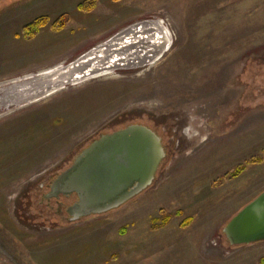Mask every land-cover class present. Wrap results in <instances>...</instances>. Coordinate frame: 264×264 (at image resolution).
<instances>
[{
  "label": "rangeland",
  "instance_id": "rangeland-1",
  "mask_svg": "<svg viewBox=\"0 0 264 264\" xmlns=\"http://www.w3.org/2000/svg\"><path fill=\"white\" fill-rule=\"evenodd\" d=\"M84 1L0 0V99L13 92L4 84L69 64L135 23L161 20L172 41L149 64L0 105V264H264V242L230 247L222 234L264 190V0H93L89 13ZM61 15V32L18 37ZM142 115L173 134L151 187L74 222L58 198L41 201L94 139ZM242 165L240 179L214 186Z\"/></svg>",
  "mask_w": 264,
  "mask_h": 264
},
{
  "label": "water",
  "instance_id": "water-1",
  "mask_svg": "<svg viewBox=\"0 0 264 264\" xmlns=\"http://www.w3.org/2000/svg\"><path fill=\"white\" fill-rule=\"evenodd\" d=\"M149 21L152 20L135 23L116 36L123 38L122 42L128 40L130 36L146 39V32L140 31L137 24ZM132 26L134 28H131ZM129 30H131L130 33L127 32ZM154 32L150 31L148 35L152 36ZM168 44L167 38L161 36L159 46L165 45L166 48ZM142 50L143 47L129 50V55L137 54L139 58H128L129 63L123 64L122 60H125L123 57L114 60L115 65L112 71L130 64L134 66L153 62L154 59L152 60L150 54L156 51H153L154 53L145 51L143 54ZM112 59L113 57L107 56L101 67H108ZM75 62L76 59L69 64H63L60 66L63 67L61 71H65L71 64L78 68ZM85 64L87 66L81 70V73L77 72L65 81L59 80L58 83L61 82V85L57 89L72 85V79L91 69L90 63L85 62ZM40 73L30 78H36ZM86 80L88 79H83L80 83ZM36 81L43 82L44 80ZM36 81H30L33 87H36ZM50 81L53 82V79ZM19 83V81L6 83L2 88L11 89ZM47 86L48 89L52 88L51 83ZM48 89L45 91L37 89L38 94L33 90L30 97L25 100L34 96L48 95L50 94L47 92ZM165 157L161 138L152 129L141 124L128 125L114 132L100 135L84 148L70 166L52 181L46 199H56L60 196L69 199L74 195L76 199L66 208L69 221L74 222L106 214L122 207L151 187ZM222 234L230 247H243L264 242V190L229 219L222 229Z\"/></svg>",
  "mask_w": 264,
  "mask_h": 264
},
{
  "label": "bare ground",
  "instance_id": "bare-ground-1",
  "mask_svg": "<svg viewBox=\"0 0 264 264\" xmlns=\"http://www.w3.org/2000/svg\"><path fill=\"white\" fill-rule=\"evenodd\" d=\"M137 26H139L140 31L146 32V39L142 40L140 38L130 36L128 40H125L124 42H122L123 38H118V36L115 35L111 37L109 40H107L105 43L100 44L97 47L91 48L89 51L84 53L80 58H77L75 63H77L78 68L73 66L74 64H71V66L67 67L65 71H61V69L63 68V67H60L63 65L61 64L49 70L41 72L40 75H38V77L36 78L29 77V78L22 79V80H15L13 81L14 83L17 81H19L20 83L18 84V86H15L14 88L12 87L10 89V90H13L12 93L9 92L8 94H5L3 99H0V105L10 106V104L11 105L18 104L22 100L30 97L33 90H35L36 94H38L37 89H43L45 91V89H48L47 85H49L50 83L52 84V88H49L47 90L48 93L50 92L48 96L53 94L54 92H56L54 90L57 89L59 85H61L60 84L61 82L58 83L59 80L65 81L68 79V77L72 78L75 73L77 72L81 73V70H83L87 66L85 62L90 63L91 69L87 70L85 74L77 75L75 79H72L73 81L72 86H76L80 84V82L83 81V79H93V78H99V77L111 75L113 74L112 67L115 65L113 62L114 60H117L123 57L125 60H122V62L123 64H125V63H129L128 58L139 59L137 58L138 57L137 54H133V55L128 54L130 53L129 50H131L132 48L143 47V50H142L143 54L145 53V51H148L149 53H154L155 50L159 49L156 53L150 54L152 55L151 57L152 60L153 59L154 61L158 60L160 56H162L164 52L167 51L168 48L170 47V44H168L166 48H165V45L159 46L161 36H165L167 38L168 43L172 41V38H171V35L168 29L163 25L161 20H158V21L152 20L146 23H139L137 24ZM131 28H134V27L132 26ZM150 31H155L154 35L152 36L148 35ZM127 32L130 33L131 30ZM131 43L134 45H132ZM140 45H143V46H140ZM107 56L113 57L112 62L110 63L108 67H101L103 65V61L107 58ZM52 76L54 77L51 78ZM51 79H53V82L50 81ZM32 80L34 81L44 80V81L43 82L36 81L37 82L36 87H33V85H31L30 83V81Z\"/></svg>",
  "mask_w": 264,
  "mask_h": 264
},
{
  "label": "trees",
  "instance_id": "trees-1",
  "mask_svg": "<svg viewBox=\"0 0 264 264\" xmlns=\"http://www.w3.org/2000/svg\"><path fill=\"white\" fill-rule=\"evenodd\" d=\"M112 2H120L123 0H111ZM94 1L93 0H85L80 5H78V9L82 12L89 13L94 8ZM70 18L68 15H61L59 16L53 23L48 25V19L46 17H39L32 21L31 23L24 26L21 30V34L18 37H22L24 40H32L35 39L41 30L46 28L47 26L52 32H61L65 29V27L69 24ZM263 160L261 158H255L249 160L248 164H261ZM246 167L245 166H239L236 168L233 172L224 174L221 178H218L216 182L214 183L215 187H222L225 183L232 181L234 179H237L244 171ZM176 216H180L181 212H177L175 214ZM173 215H166L160 219H155L152 224L153 230H159L163 227H165L170 220L172 219ZM190 219H187L184 221V225L188 223ZM260 262H263V259L260 260Z\"/></svg>",
  "mask_w": 264,
  "mask_h": 264
},
{
  "label": "flooded vegetation",
  "instance_id": "flooded-vegetation-1",
  "mask_svg": "<svg viewBox=\"0 0 264 264\" xmlns=\"http://www.w3.org/2000/svg\"><path fill=\"white\" fill-rule=\"evenodd\" d=\"M33 40V39H32ZM27 41V40H26ZM28 41H30V40H28ZM143 115L142 116H140V118L139 119H136V118H130L129 120H131V122L132 121H134L133 123H131V124H141V125H145V126H147V127H149L150 129H152L160 138H161V141H162V144H163V147H164V150H165V153H166V157L165 158H169V156H168V153H170V150H169V147H171V149H172V146H173V140H172V138H173V134H172V130L171 129H166V127H164V125H163V123H161V122H159V120L157 119V117L156 116H153V117H148V121H147V123L146 122H143ZM170 117H172V116H170ZM166 119V118H165ZM149 124H153L154 125V127H152L151 125H149ZM81 152V151H80ZM161 167V166H160ZM55 178H56V176H55ZM55 178H53V179H55ZM51 183H52V179H50L47 183H46V187L47 188H49L50 187V185H51ZM48 192H49V189H48ZM47 192V193H48ZM41 193V192H40ZM47 193L46 194H41V201L42 202H46V205H49V203L48 202H51V201H53V202H56L57 203V201H56V199L55 198H52V199H50V200H48V199H46V195H47ZM63 199H65V198H63L62 196H60L59 198H58V202L60 203V202H63V206L61 207V209L60 210H58V213L60 212L61 213V210H66V208H67V206L68 205H66L65 204V202L64 201H62ZM76 199V197L74 196V195H72L69 199H65V200H72V202L74 201ZM71 202V203H72Z\"/></svg>",
  "mask_w": 264,
  "mask_h": 264
},
{
  "label": "crops",
  "instance_id": "crops-1",
  "mask_svg": "<svg viewBox=\"0 0 264 264\" xmlns=\"http://www.w3.org/2000/svg\"><path fill=\"white\" fill-rule=\"evenodd\" d=\"M243 173H244V172H243ZM243 173H242V174H243ZM242 174H241V175H242ZM241 175H240V176H241ZM240 176H239V177H240ZM239 177H238L237 179H240ZM237 179H234V180L236 181ZM234 180H232V181H234ZM229 182H230V181H229ZM255 196H257V194H256ZM255 196H253V197H251V198H254ZM251 198H249V199L246 200L245 202L241 203V204H242L241 206H245L248 202H250ZM239 206H240V205H239ZM241 208H242V207H239V209H241ZM239 209H238V210H239ZM238 210H237V211H238ZM237 211H236V212H237ZM236 212L234 213V215L236 214ZM232 216H233V215H232ZM230 218H231V217H230Z\"/></svg>",
  "mask_w": 264,
  "mask_h": 264
}]
</instances>
